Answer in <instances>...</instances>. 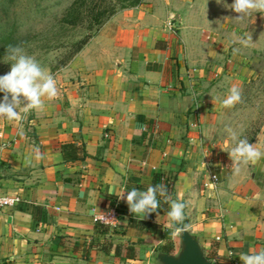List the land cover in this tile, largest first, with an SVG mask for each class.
I'll return each mask as SVG.
<instances>
[{
	"label": "crops",
	"instance_id": "crops-1",
	"mask_svg": "<svg viewBox=\"0 0 264 264\" xmlns=\"http://www.w3.org/2000/svg\"><path fill=\"white\" fill-rule=\"evenodd\" d=\"M150 8L125 27L104 25L81 51L76 81L45 101L33 128L4 127L0 192L20 202L0 209V264H160L163 241L130 227L119 199L153 182L186 203L189 233L212 264H242L239 253L264 248V157L234 172L216 132L230 110L223 99L250 73L221 66L223 49L192 53L175 12ZM252 144L264 152V126ZM63 145L82 154L65 158ZM33 147L42 159L25 166ZM210 174L215 190L203 188ZM110 212L101 222L109 232L97 230ZM105 239L121 246L119 256L99 250Z\"/></svg>",
	"mask_w": 264,
	"mask_h": 264
},
{
	"label": "rangeland",
	"instance_id": "rangeland-1",
	"mask_svg": "<svg viewBox=\"0 0 264 264\" xmlns=\"http://www.w3.org/2000/svg\"><path fill=\"white\" fill-rule=\"evenodd\" d=\"M225 3L231 4L233 0H0V50L10 45L23 47L49 70L60 89L76 81L80 53L104 25L123 27L149 10V6L152 11L162 7L164 12L180 13L183 19L179 27L187 28L185 33H190L192 45L188 46L192 53L200 56L208 48L221 53L223 49L226 52L219 59L221 66L225 62L235 64L232 72L237 77L250 73L248 82L234 85L241 91V101L217 120L219 144L230 150L233 144L227 128L240 132L241 138L252 143L264 126V35H261L264 14L253 13L237 24L225 19L236 15L224 7ZM233 31L237 35L251 33L253 43L248 47L232 43ZM233 48H239V53L234 55ZM4 55L0 56V76L11 68L4 62ZM35 114L32 111L19 121L0 119V134L5 126L14 124L17 128H33L31 121ZM223 147L222 153H227ZM174 239L177 252L179 240Z\"/></svg>",
	"mask_w": 264,
	"mask_h": 264
},
{
	"label": "clouds",
	"instance_id": "clouds-1",
	"mask_svg": "<svg viewBox=\"0 0 264 264\" xmlns=\"http://www.w3.org/2000/svg\"><path fill=\"white\" fill-rule=\"evenodd\" d=\"M224 7L236 15L228 17L233 22L243 23L253 13L264 14V0H233L231 4H224ZM261 35H264L262 33ZM232 43H238L242 47H248L252 42L251 33L237 35L231 33ZM239 48H233V54L239 53ZM6 64H10V71L0 76V93L3 94L0 100V119L19 121L32 111H39L44 108L45 101H51L58 96L57 81L49 70L42 66L35 55H29L21 46H8L3 57ZM241 101V91L236 86L229 89L222 105L225 108L234 107ZM229 139L233 146L227 152L231 161L230 168L239 173L243 167L257 162L264 157V152L259 150L255 144L249 143L247 138H241V133L227 128ZM42 159L38 147H33L31 153L25 157V166H31L33 160ZM162 198L168 204V210L164 216L165 224L173 238H180L185 232H189L190 225L184 223L186 203L179 199L173 200L169 195L167 186L163 183L148 185L146 190L141 191L132 188L122 192L119 199L126 202L129 213L137 219H147L153 213L160 217L157 209L161 206ZM231 255V253H229ZM242 264H264V248L259 251L249 250L248 253L238 254Z\"/></svg>",
	"mask_w": 264,
	"mask_h": 264
},
{
	"label": "trees",
	"instance_id": "trees-1",
	"mask_svg": "<svg viewBox=\"0 0 264 264\" xmlns=\"http://www.w3.org/2000/svg\"><path fill=\"white\" fill-rule=\"evenodd\" d=\"M6 49L0 50V56L6 52ZM62 151L65 158L75 159L77 156L74 155V152H78L80 153V155L82 154L81 147H78L76 145H63ZM156 184H157L156 182L152 183L153 186H155ZM158 199L161 200V206L157 209V212L159 214H166V211L168 210V204H165L162 198L158 197ZM155 215L156 213H153L147 219L139 220L134 215L131 214L129 226L135 229L146 231L147 233H150L151 235L158 237L161 241H163V245H161L158 249L159 253L175 254L176 253L175 243L171 240V237H169L170 235L168 236L169 231L167 232L161 224L154 221ZM101 225L103 224L97 221L95 222V227L97 230ZM102 227H104L102 231L109 232V227H110L109 225H103ZM120 249H121L120 245L113 246L111 242L106 239L99 247V250H102L107 254L110 253L111 250H113L115 256H119ZM133 257H134V249L132 247H128L127 258H133Z\"/></svg>",
	"mask_w": 264,
	"mask_h": 264
},
{
	"label": "water",
	"instance_id": "water-1",
	"mask_svg": "<svg viewBox=\"0 0 264 264\" xmlns=\"http://www.w3.org/2000/svg\"><path fill=\"white\" fill-rule=\"evenodd\" d=\"M169 18L177 23L182 22L179 13H171ZM178 240L179 249L175 254L159 253L157 255L160 264H212L204 255L203 249L195 236L185 232Z\"/></svg>",
	"mask_w": 264,
	"mask_h": 264
},
{
	"label": "built area",
	"instance_id": "built-area-1",
	"mask_svg": "<svg viewBox=\"0 0 264 264\" xmlns=\"http://www.w3.org/2000/svg\"><path fill=\"white\" fill-rule=\"evenodd\" d=\"M2 146L3 145L0 146V150H1ZM217 183H218L217 176L215 174H210L209 179L203 183V188L208 189V190H215L217 187ZM19 202H20L19 197H17V196H14V197L6 196L0 192V209L13 207ZM114 216L115 215L112 212H110L107 214V217L100 218L99 220L97 219V222H100V223L102 221L110 222L109 220H112L114 218ZM216 240L219 241L220 238L216 237Z\"/></svg>",
	"mask_w": 264,
	"mask_h": 264
}]
</instances>
